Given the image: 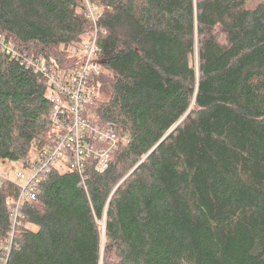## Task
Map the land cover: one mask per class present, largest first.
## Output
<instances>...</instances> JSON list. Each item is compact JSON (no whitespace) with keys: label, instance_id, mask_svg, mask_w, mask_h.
Returning <instances> with one entry per match:
<instances>
[{"label":"trees","instance_id":"obj_1","mask_svg":"<svg viewBox=\"0 0 264 264\" xmlns=\"http://www.w3.org/2000/svg\"><path fill=\"white\" fill-rule=\"evenodd\" d=\"M251 1L88 0L93 23L83 0H0V162L55 137L29 60L73 66L95 28L87 110L128 139L84 185L53 168L12 240L20 189L2 182L0 264H264V1Z\"/></svg>","mask_w":264,"mask_h":264},{"label":"built area","instance_id":"obj_2","mask_svg":"<svg viewBox=\"0 0 264 264\" xmlns=\"http://www.w3.org/2000/svg\"><path fill=\"white\" fill-rule=\"evenodd\" d=\"M83 1L86 4L84 16L95 23L97 8L88 0ZM97 33L98 28H95L89 39L69 49L74 58L80 56L75 59L73 66L58 68L47 65L39 58L29 60V64L35 65L36 71L47 79L50 87L49 118L54 126L55 137L52 145L28 165L30 176L27 180L22 171L16 173L15 185L20 192L11 208L13 226L10 240L20 215V204L37 198L41 181L53 168L77 172L84 185V173L89 164H93L96 172L103 173L112 152L128 143L127 137L119 133L113 123L100 121L87 110L94 99L100 98L91 82L92 78H97L103 72L95 57ZM6 50L7 53L12 52L8 46ZM21 181H24L23 186L18 184Z\"/></svg>","mask_w":264,"mask_h":264},{"label":"rangeland","instance_id":"obj_3","mask_svg":"<svg viewBox=\"0 0 264 264\" xmlns=\"http://www.w3.org/2000/svg\"><path fill=\"white\" fill-rule=\"evenodd\" d=\"M262 1L264 0H252L249 5L252 7ZM97 14L98 12L96 13V16ZM84 41H86V39ZM79 57H80L79 55H76L75 59H78ZM39 150H40L39 144H37L36 141H33L28 156L25 160L14 161V162L12 161L0 162V183L4 181L16 183L17 182L16 173L18 171H22L27 180L30 176V170L28 168V164L32 163L36 159ZM63 169H65V167H63ZM18 184L23 186L24 181H21Z\"/></svg>","mask_w":264,"mask_h":264},{"label":"crops","instance_id":"obj_4","mask_svg":"<svg viewBox=\"0 0 264 264\" xmlns=\"http://www.w3.org/2000/svg\"><path fill=\"white\" fill-rule=\"evenodd\" d=\"M33 230H34V231H36V230H37V228H36V227H33Z\"/></svg>","mask_w":264,"mask_h":264},{"label":"water","instance_id":"obj_5","mask_svg":"<svg viewBox=\"0 0 264 264\" xmlns=\"http://www.w3.org/2000/svg\"><path fill=\"white\" fill-rule=\"evenodd\" d=\"M102 64H103V62H102Z\"/></svg>","mask_w":264,"mask_h":264}]
</instances>
